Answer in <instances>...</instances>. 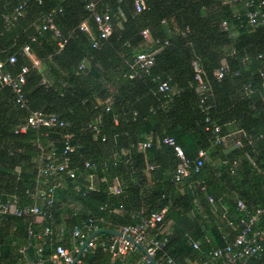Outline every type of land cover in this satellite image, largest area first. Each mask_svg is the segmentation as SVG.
Wrapping results in <instances>:
<instances>
[{
	"label": "trees",
	"instance_id": "16d2710c",
	"mask_svg": "<svg viewBox=\"0 0 264 264\" xmlns=\"http://www.w3.org/2000/svg\"><path fill=\"white\" fill-rule=\"evenodd\" d=\"M40 1L0 0V62L4 71L13 74L22 67L28 69L24 108L0 84V197L16 195L21 203H29L25 192L34 185L38 146L53 144L58 151L62 149L59 129L15 132L30 112L40 111L69 123L76 179L64 184L76 194L79 209H67L65 220L66 209L56 198L66 192L59 189L49 209L50 219L31 223L0 216V264L37 260L39 241H31L21 253L29 228L35 232L46 226L52 229L53 242L44 248L43 257L44 264H53L50 257L55 248L70 247L74 226L92 218L102 220L101 229L117 231L136 226L140 218L161 210H165L162 224L149 231L150 237L165 240L154 261L166 264L172 258L175 264H208V253L238 234L241 217L235 211V199L249 209L264 208V24L249 26L243 7L246 0L229 5L219 0H145L140 13L134 10V0ZM90 3L97 13L110 16L107 39H98L99 31L87 8ZM21 5V16L7 27L6 17ZM50 13L55 29L67 39L62 49L52 30L41 29L42 18ZM83 22L91 35L78 30ZM223 22L227 30L221 27ZM144 30L149 32L148 40L141 36ZM92 38L96 47H92ZM146 44L154 60L147 71H141L132 64ZM25 47L39 67L23 53ZM11 56L16 58L12 65L7 62ZM194 62L208 85L204 93L197 90ZM222 63L227 73L218 80L214 74ZM81 64L85 65L82 70ZM161 81L169 82L168 96L157 91ZM246 87L251 90L248 95ZM93 123L98 133L88 127ZM214 124L221 135L230 133L231 125L241 133L225 145H216ZM148 136L152 137L150 147L140 150ZM165 137H172L192 161L199 150L208 156L200 171L179 187L173 181L178 160L173 149L162 143ZM236 139L242 145L239 148L233 147ZM86 162L94 169H85ZM88 175H92L94 190L82 196ZM115 183L121 190L117 195L109 191ZM75 185L79 192L72 190ZM221 204L227 206L223 217L212 209ZM61 221L66 222L67 232L62 239L57 232ZM168 222L171 231L163 232ZM194 242H198L197 249ZM130 255L140 257V252ZM80 261L129 263L112 260L99 248L87 250ZM246 264H264V255Z\"/></svg>",
	"mask_w": 264,
	"mask_h": 264
},
{
	"label": "built area",
	"instance_id": "2783aa9c",
	"mask_svg": "<svg viewBox=\"0 0 264 264\" xmlns=\"http://www.w3.org/2000/svg\"><path fill=\"white\" fill-rule=\"evenodd\" d=\"M41 3L40 0H32ZM224 5H229L232 2L238 0H219ZM145 0H134V10L136 13H140L145 9ZM245 9V17L249 26L254 27L264 24V0H246L243 2ZM87 8L92 12L93 20L99 31V40H104L111 34V22L109 14H99L95 10L94 3H90ZM22 14V5L17 7L10 17H6L7 27L12 21H15ZM221 27L227 30V23L223 22ZM41 29L43 31L52 30L55 37L59 39L58 46L60 49L67 43V39H62L59 32L55 29L52 23V13L45 15L41 20ZM79 31L91 35L90 29L86 22H83L79 28ZM184 35V32L181 34ZM141 36L144 40L149 39V32L147 30L142 31ZM92 47L97 46V41L93 39ZM168 45V42L163 44ZM23 53L29 57L35 65V62L30 55L28 47L23 49ZM154 52L144 51L138 53L134 59L132 67H136L138 70L147 71L152 65L154 60ZM8 64H14L16 58L11 56L7 60ZM85 65L81 64L79 69H84ZM195 72V80L197 82V90L200 93H204L208 90V85L203 79V71L197 65L193 63ZM227 68L224 63L215 72L216 79L220 80L225 75ZM28 72L27 67H22L16 74L10 71H4V64L0 62V84L3 87L10 89L12 96L15 99V103L21 108L25 107V99L23 93V85L25 84V76ZM134 76H131L133 78ZM158 93L168 96L171 92V87L168 81H161L157 87ZM246 95L251 93L249 87L245 88ZM200 103H204V99L200 100ZM108 111V108H106ZM99 121V118L97 119ZM92 131L98 133L96 124H90L88 126ZM69 123L61 120L54 114H44L40 111L30 112L26 123L17 128L16 133H24L27 129L39 131L41 129H59L63 132L61 135L62 149L58 151L53 144L48 146H38L40 153L37 157V168L34 185L31 189L25 192L29 197L30 202L27 204L21 203L16 195H9L6 197H0V216H14L19 218L28 219L31 223H41L46 219H50L49 209L53 206L55 195L57 190L63 188V183L66 180H75L76 172L72 168V155L75 148L71 145L70 141L72 135L67 132ZM213 133L215 135L216 145L227 144L229 138L241 133L239 131L228 133L227 135L220 134V127L213 125ZM260 135L259 138H262ZM152 137L148 136L144 142L139 145L140 150H145L150 147ZM162 143L171 147L174 152L175 158L178 160V164L173 173L174 184L179 187L183 185L186 179H188L192 173H198L203 167L204 163L208 160L207 153L203 150L197 152L195 160H190L184 154L182 148L176 144V141L172 137H165ZM252 142L249 140V144ZM241 143L238 139L233 142V147H241ZM85 169L92 170L94 165L86 162L84 164ZM152 170V167H149ZM234 171H230L233 175ZM86 187L84 191H81L82 196H85L89 191L94 190L92 175L86 177ZM77 192L80 191L78 186H75ZM110 193L117 195L121 192L118 184L115 183L109 189ZM210 203H213L211 197L208 198ZM103 209L102 207L100 208ZM235 211L241 217L240 226L237 236L231 240L225 242L223 246H216L208 253V264H246L249 260H261L264 255V208L256 207L249 209L246 204L239 198L235 199ZM165 210L160 212H152L145 218H140L139 224L136 226H123L117 229L123 237H131L133 241L141 245L147 254L153 259L156 251L162 247L163 243L156 240L155 237L149 236V231L157 229L162 224L164 219ZM139 214L135 215L137 218ZM102 224V220L88 219L82 222L79 226H74L69 233L70 248H66L62 245H58L55 248L53 255L50 257L51 261L57 260L62 264H82L80 259L74 263L75 255L79 248L82 246L83 241L92 235L94 232L100 230L99 227ZM234 229V227L231 223ZM123 237L111 236L109 239H102L98 236H94L83 249L81 256L87 250H94L99 248L104 252L111 255V258H120L125 260L131 253L139 251L134 244L125 240ZM39 241L40 244L35 250L37 256L36 261L25 260L24 264H44L46 259L43 257V250L46 246L53 242V231L49 226L42 228L35 232L33 229H28L26 245L22 247L21 253L24 255L25 251L31 246V241ZM194 249L198 248L197 244H193ZM140 252V251H139ZM154 260V259H153ZM140 264H150L147 257L140 252L139 257ZM127 264H133L131 262ZM166 264H175L172 258H168Z\"/></svg>",
	"mask_w": 264,
	"mask_h": 264
},
{
	"label": "crops",
	"instance_id": "0c3cea01",
	"mask_svg": "<svg viewBox=\"0 0 264 264\" xmlns=\"http://www.w3.org/2000/svg\"><path fill=\"white\" fill-rule=\"evenodd\" d=\"M148 47V44H146V45H144L143 46V49L145 50V51H149L150 52V50H148V49H146ZM33 59V58H32ZM38 65V64H37ZM38 67H39V65H38ZM228 131L230 132V133H233V132H236V129H235V127L233 126V125H231V126H229L228 127ZM75 186H77V185H75ZM75 186L74 187H72V190L74 191V192H77L76 190H75ZM62 191H64V192H68V191H70L69 190V188H67V185H65L64 183H63V188L61 189ZM212 205V204H211ZM214 205V204H213ZM214 208H212L214 211H218L219 213H221V215H222V217L225 215V213H226V211H227V206L225 205V204H221L220 206H218V207H215V206H213ZM218 209V210H217ZM222 219V218H221ZM171 226H172V223L171 222H168L165 226H164V228H163V232H167V233H169L170 231H171ZM63 232V231H62ZM67 233V232H66ZM66 233H65V231L63 232V233H60L58 236L62 239L65 235H66ZM205 240L206 241H209L210 240V238H205ZM193 244H197L198 245V242H194ZM70 247H71V244H70ZM69 247V248H70ZM216 247V246H215ZM116 259V258H115ZM112 260H114V258L112 259ZM125 261H127V262H131V263H133V264H140L139 263V256H136V257H134L133 258V256H131V255H129L126 259H125ZM52 263L53 264H62L60 261H57V260H54V261H52ZM123 263V262H122ZM189 264H199L197 261H193V262H189Z\"/></svg>",
	"mask_w": 264,
	"mask_h": 264
},
{
	"label": "water",
	"instance_id": "95a60500",
	"mask_svg": "<svg viewBox=\"0 0 264 264\" xmlns=\"http://www.w3.org/2000/svg\"><path fill=\"white\" fill-rule=\"evenodd\" d=\"M101 234H108L110 236H115V237H123L119 232L117 231H113V230H109V229H100L96 232H94L92 235H90L89 237H87L83 243H82V246L79 248L78 252L76 253L75 255V259H74V263L77 262L80 257H81V253L83 251V249L85 248L86 244L88 243V241H90L94 236H98V235H101ZM125 240H128L129 242H131L132 244L135 245L136 248L139 249V251L145 255L148 259V261L150 262V264H157L148 254H147V251L139 244L135 243L133 241V239L131 237H127V236H124L123 237Z\"/></svg>",
	"mask_w": 264,
	"mask_h": 264
},
{
	"label": "rangeland",
	"instance_id": "374dc122",
	"mask_svg": "<svg viewBox=\"0 0 264 264\" xmlns=\"http://www.w3.org/2000/svg\"><path fill=\"white\" fill-rule=\"evenodd\" d=\"M76 200H77L76 194L71 191L66 192V194L64 195L61 194V197H59V199L56 198V203L59 204L61 208L66 209V211H64L65 220L67 216V209H71L75 211L79 209V205ZM64 221H61V226L57 227L58 233H63L62 231L66 230V222Z\"/></svg>",
	"mask_w": 264,
	"mask_h": 264
}]
</instances>
